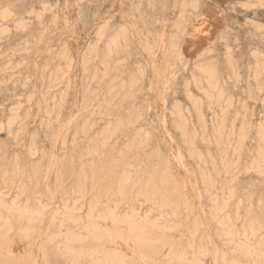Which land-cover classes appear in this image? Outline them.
<instances>
[{"label":"rangeland","instance_id":"374dc122","mask_svg":"<svg viewBox=\"0 0 264 264\" xmlns=\"http://www.w3.org/2000/svg\"><path fill=\"white\" fill-rule=\"evenodd\" d=\"M263 167L264 0H0V264H264Z\"/></svg>","mask_w":264,"mask_h":264},{"label":"bare ground","instance_id":"6f19581e","mask_svg":"<svg viewBox=\"0 0 264 264\" xmlns=\"http://www.w3.org/2000/svg\"><path fill=\"white\" fill-rule=\"evenodd\" d=\"M194 2V1H193ZM196 3V2H195ZM200 4V3H199ZM191 6V5H190ZM198 6V5H197ZM211 7V6H210ZM215 7V6H214ZM213 14V13H212ZM216 14V13H215ZM214 17V16H213ZM208 20V19H207ZM180 23V22H179ZM96 40V39H95ZM124 41V40H123ZM173 41L175 42L176 39L173 38ZM64 43V41H63ZM110 55V54H109ZM262 56V55H261ZM257 58V57H256ZM259 68V67H258ZM78 73V72H77ZM194 81V80H193ZM209 81V80H208ZM181 109V108H180ZM180 109L177 107V105H173L172 106V113L173 115L175 116V123H176V126L180 129V132H181V135L183 136V139L184 141H186L189 145H190V151H191V154H194L193 153V148L191 147V144H192V136L191 134L189 133V128H188V123L186 122V119L184 117V115L182 114V112L180 111ZM223 124V123H222ZM219 126V125H218ZM243 138V137H242ZM260 139V138H259ZM242 140V139H241ZM231 144V143H230ZM188 150V151H189ZM262 150V149H261ZM236 151V150H235ZM261 152V151H260ZM196 161H198L199 164H202L204 161L202 160V157L198 154H196ZM222 159V158H221ZM252 163V162H251ZM223 165V164H222ZM221 165V166H222ZM218 166V165H217ZM264 168V167H263ZM168 175V174H167ZM129 175H127L128 177ZM192 191V190H191ZM163 206H167V208L169 209V206L170 204L166 203L165 205ZM221 209V208H220ZM172 212V211H171ZM173 214V213H172ZM146 215V214H145ZM171 215V214H170ZM169 215V216H170ZM44 216V215H43ZM166 219V218H165ZM113 220V219H112ZM226 223V222H225ZM220 224V223H219ZM225 227V226H224ZM48 229V228H47ZM163 247V246H162ZM238 247V246H237ZM245 247V246H244ZM115 256V255H114ZM213 258V257H212ZM118 260V259H117Z\"/></svg>","mask_w":264,"mask_h":264}]
</instances>
